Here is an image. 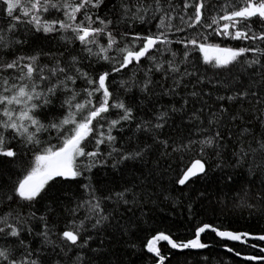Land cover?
I'll use <instances>...</instances> for the list:
<instances>
[{
	"label": "snow or ice",
	"instance_id": "6c2138e0",
	"mask_svg": "<svg viewBox=\"0 0 264 264\" xmlns=\"http://www.w3.org/2000/svg\"><path fill=\"white\" fill-rule=\"evenodd\" d=\"M169 202L187 237L153 227ZM213 202L264 213V0H0V264L264 241L199 220Z\"/></svg>",
	"mask_w": 264,
	"mask_h": 264
},
{
	"label": "trees",
	"instance_id": "16d2710c",
	"mask_svg": "<svg viewBox=\"0 0 264 264\" xmlns=\"http://www.w3.org/2000/svg\"><path fill=\"white\" fill-rule=\"evenodd\" d=\"M177 170H179L180 164L177 161L175 164ZM137 175L139 173H136ZM118 179L115 173L110 170L101 169L96 172L97 183L107 182L108 180ZM202 186V181H196L194 185H189V187H200ZM163 210H154V223L153 227L159 230H166L169 227L172 228L177 234L187 237L189 235L188 225L182 223V213L179 208L175 209V215L169 216V212L172 211V205L169 202L161 206ZM206 211L198 217L199 220L205 222H211L221 228H228L237 231L249 232L253 235L264 234V213L260 211H255L249 209L247 206H234L229 204L228 207H223L221 205L213 202L212 205H205ZM214 209V211H213ZM197 210L200 211V205H197ZM171 222V223H170ZM195 223V221L193 222ZM144 233L141 234L143 237ZM205 242L212 243V248L210 250H200L202 256H206L210 260V264H264V261L254 262L246 261L234 255V253H229L224 247H222V242L218 238L214 237L213 233L202 234ZM146 242V240L144 241ZM223 243H228L229 246L233 247L234 250L240 251L241 255H264L260 253V247H264V242L259 240H248L247 244H240L235 242L225 241ZM252 244H256L257 247H251ZM162 250L167 248L165 242H160L159 245ZM115 255L110 256L109 259L116 261L121 259L125 261V264H144L143 258L140 256H132L131 254L125 255L124 249L117 246L113 249ZM167 254V253H165Z\"/></svg>",
	"mask_w": 264,
	"mask_h": 264
},
{
	"label": "water",
	"instance_id": "95a60500",
	"mask_svg": "<svg viewBox=\"0 0 264 264\" xmlns=\"http://www.w3.org/2000/svg\"><path fill=\"white\" fill-rule=\"evenodd\" d=\"M248 240H253V239H251V238H249ZM230 242V241H229ZM264 242V241H263ZM166 243V242H165ZM243 256L244 255H241V256H239V258H242L243 259ZM254 262H259V261H254Z\"/></svg>",
	"mask_w": 264,
	"mask_h": 264
}]
</instances>
